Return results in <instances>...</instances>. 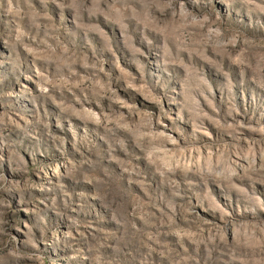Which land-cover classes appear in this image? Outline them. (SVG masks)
<instances>
[{"label":"rangeland","instance_id":"1","mask_svg":"<svg viewBox=\"0 0 264 264\" xmlns=\"http://www.w3.org/2000/svg\"><path fill=\"white\" fill-rule=\"evenodd\" d=\"M0 264H264V0H0Z\"/></svg>","mask_w":264,"mask_h":264}]
</instances>
